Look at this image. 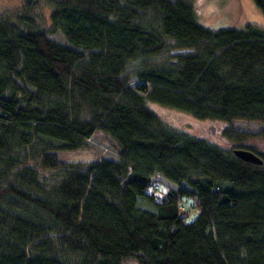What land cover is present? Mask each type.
<instances>
[{"label": "trees", "instance_id": "1", "mask_svg": "<svg viewBox=\"0 0 264 264\" xmlns=\"http://www.w3.org/2000/svg\"><path fill=\"white\" fill-rule=\"evenodd\" d=\"M35 1L47 28L0 14V264H264V153L147 104L253 122L235 139L264 143V28L204 27L190 0ZM96 132L114 158L57 160Z\"/></svg>", "mask_w": 264, "mask_h": 264}, {"label": "rangeland", "instance_id": "2", "mask_svg": "<svg viewBox=\"0 0 264 264\" xmlns=\"http://www.w3.org/2000/svg\"><path fill=\"white\" fill-rule=\"evenodd\" d=\"M35 0H0V14L5 12H21L24 8H33L31 14H36L37 22L41 20L45 28L49 27V8L46 4L34 2ZM199 23L207 28L215 29L223 26L240 28L247 23L256 24L264 28V15L253 4L251 0H190ZM24 5V6H23ZM22 9V10H21ZM21 10V11H20ZM49 30V28H48ZM51 38L63 42V38L56 32H49ZM149 108L159 116L166 124L177 130H182L189 135L200 137L226 149L240 148L241 146H252L260 153H264V143L256 138H242L241 141L235 139L236 134L254 133L258 126L248 121H233L224 124L208 119H196L187 112L179 111L170 107L161 106L156 103L147 102ZM234 129V133L226 132L229 127ZM95 143L74 150L57 149L54 151L56 158L60 162L87 163L97 158H114L115 152L105 151L106 140L100 132L94 134ZM108 148V147H107ZM109 149V148H108ZM111 156V157H110ZM158 189L147 192L160 196L165 192L166 183L157 182ZM194 214V209L190 211ZM132 264V263H130Z\"/></svg>", "mask_w": 264, "mask_h": 264}, {"label": "water", "instance_id": "3", "mask_svg": "<svg viewBox=\"0 0 264 264\" xmlns=\"http://www.w3.org/2000/svg\"><path fill=\"white\" fill-rule=\"evenodd\" d=\"M233 154L243 161L250 162L253 164H261V159L253 154L252 152L244 149H233Z\"/></svg>", "mask_w": 264, "mask_h": 264}]
</instances>
